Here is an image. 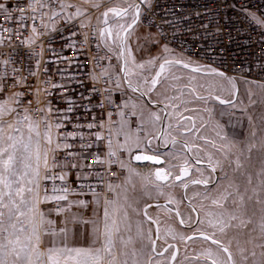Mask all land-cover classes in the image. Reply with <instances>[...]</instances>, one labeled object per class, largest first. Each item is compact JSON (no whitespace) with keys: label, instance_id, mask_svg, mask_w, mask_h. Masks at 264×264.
Wrapping results in <instances>:
<instances>
[{"label":"built area","instance_id":"obj_1","mask_svg":"<svg viewBox=\"0 0 264 264\" xmlns=\"http://www.w3.org/2000/svg\"><path fill=\"white\" fill-rule=\"evenodd\" d=\"M112 2H103L98 9L90 6L81 16L49 25L40 19L39 5H34L33 12L29 0H0L11 14L8 19L5 9H0V73L8 74L6 91L9 95L24 93L23 105L35 117L47 116L60 140L48 169L41 168L44 194L62 195L67 188V194L106 195L113 169L100 164L97 157L109 159L108 141L114 145L117 122L126 112L114 89L110 54L100 36L106 26L101 23L100 10ZM135 3L141 9L137 25L146 39L163 49L167 46L176 58L193 60L235 81L264 86V24L253 19L264 20V0ZM26 40L34 42L22 43ZM5 60L9 63L4 64ZM14 68L20 71L14 73ZM15 77L27 79L10 87ZM36 89H40L39 102ZM97 133L103 138L97 140ZM45 175L49 178L44 179Z\"/></svg>","mask_w":264,"mask_h":264},{"label":"rangeland","instance_id":"obj_2","mask_svg":"<svg viewBox=\"0 0 264 264\" xmlns=\"http://www.w3.org/2000/svg\"><path fill=\"white\" fill-rule=\"evenodd\" d=\"M71 1L72 2H68V5H75L83 12L89 11L88 9L91 6L90 4L83 3V0ZM106 1L110 0H97V2L100 4ZM57 2L60 3L61 0H57ZM129 2H132V0H129ZM121 4L122 0H113V2L108 4L107 7H115ZM47 5L48 4H46V7ZM52 5L53 4H50V6ZM70 10L75 13L76 7H70L69 11ZM105 10H103V8L100 10L101 23H103L102 13ZM118 23H123L125 26H127L131 23V19L126 18L121 20L110 15L109 27L112 28L113 35L111 38L105 35L102 37V41L106 50L110 54L109 68L111 72L114 73V77L116 78V88L117 82H119V87L115 89L114 86V89L118 92L117 97L121 101L123 107L126 109V112H123V115H121L117 122L116 140L112 146V150L116 152V156L109 158L117 162L111 164L113 174L108 181L106 188L107 192L104 197L108 200L117 201L118 211L115 215V219L117 220L120 231L116 233V236L117 234L121 235V230L123 227L128 228V234L125 235L127 236V239H114V252L121 260L129 259L131 264V259H133L131 253L133 250H135L137 253V256L134 257L135 259L138 260L139 258H142V256L139 255V250L137 249L139 240L141 239H131L127 246H125L122 241H127L129 237L133 238L135 234L137 235V222L140 223L141 228L147 223L145 220L144 221L146 223H142L144 218L139 214L140 208L147 203L158 201L163 197H172L178 199L179 213L185 220L184 224H186L189 222V216L194 219V212L186 205L183 199L176 195L171 196L168 191H177L179 193L180 188H182L183 184L189 179H206L208 181H212L213 173L207 167L194 164L187 155L183 145L180 143H176L175 146L171 145V147L167 149H160V147L156 145L154 137H156L159 124L153 126L150 123L149 114L151 112H156L162 115V112L161 110L151 107L140 95L127 87L122 80L119 56L120 39H118L116 36L118 31L116 25ZM103 25L105 24L103 23ZM120 36H122V32H120ZM127 47L131 49V56H129L127 50H124L125 59L128 61L127 67L131 70L130 74L126 77L127 80H131L134 85H140V89L154 101L159 102L154 96L159 94L158 97L164 99V102H159L162 105H180L179 108L182 109L180 115H176V118L172 119L171 121L166 120L164 125L166 126L169 122L174 125L173 128L169 129L173 136L179 137L180 132L182 129H184L183 126H175L177 119L192 115H198L201 117L205 114L202 127H204V129H209L210 136L205 140L201 139L200 144H197L198 141L194 139H186L188 144L192 146V150L190 152L193 157L205 160L207 163H209V155L213 157V160H223L221 152L217 151V149L221 148V145L224 143V141L220 140V138L217 136V132H227L229 138H235L238 141L246 142V138L253 130V125H250L247 120V116L249 115L253 117V123L255 130L257 131V141L261 135H264V133H262L260 130L261 124L259 120V117L264 115V86L250 81L234 80L236 88L233 92L231 84H229L228 80L226 79L230 78L228 76H219L214 73H209L206 68H202L204 70L201 72H192L193 67L200 66L199 63L185 58H176L170 52H165L159 43L146 39L143 34V29L137 24L129 30ZM133 58L135 63H133ZM164 58L181 60L185 63H189L190 67L185 69L181 66L175 65V67L170 72H166L164 74L167 79L162 77L161 83H159L151 92H148L151 78L155 74L156 68L164 60ZM153 59H155V65H148L147 61ZM141 63L145 64L144 69L136 67V65ZM173 76H177L180 79H173ZM145 77L149 81L147 84L144 83ZM181 92L183 95H181ZM249 93H251V100L256 101V103H250ZM173 96H178L179 99L168 102L167 100H172L171 98ZM196 96H204L207 98L208 102L205 103L204 101L197 100ZM215 96H220V98L224 100H233L237 107L233 108L231 105L220 104L219 101L213 99ZM181 101H187V103L182 104ZM185 108H187L188 111H185ZM242 109H246L247 111H242ZM46 111H48L47 106ZM167 111H172V108H168ZM28 114L31 116L33 124L38 125V127H36L33 132L29 133L27 122H25L23 127L24 139L27 141L28 136L31 134L33 149L36 147V142L39 141L41 155L43 156L45 151L48 152L49 165L50 159L55 149L60 144V140L56 136L55 128L53 125H51L47 119V116L41 115L40 117H35L29 111ZM23 115L24 113L21 112V119H23ZM5 120H11V117H5ZM45 121L51 125V130L49 133L52 137L51 145H49L45 139V133L47 131ZM186 123V121H182V125ZM37 131L40 134L39 136L36 135ZM126 136L128 137L127 143ZM200 137H204L203 134H200ZM149 140H151L153 147L150 146L151 144H147ZM137 142L141 145L140 148L135 146ZM213 142L215 147L213 146ZM202 144H205V147H201L200 145ZM121 145H124V147L122 148ZM195 146H198V148ZM129 149H131V151H129ZM138 150L154 154H162L160 155L164 158V163L162 166L166 169V171L172 172V175L169 177L167 182L161 183L156 181L152 173L153 168L155 167L154 165L148 163L142 165L135 164L131 161L130 156ZM168 153H174V155H167ZM248 155L250 157L249 159H242V163L244 165L242 171L252 176L251 185L247 184L246 177H240L238 173L233 171L235 168L234 164L229 166L228 162L224 161L223 170H221V168H217V179L212 185H191L189 186L186 195L187 199L196 207L199 218L203 220L206 225L209 219H214L220 216L222 213L225 214L224 218L227 220V213L232 211L235 207L233 202L238 201L239 199L238 195L235 193V188H228V180L223 179L225 173H227V176L230 180L240 185L241 194L245 195V204L243 208L237 213L238 219L231 221V226L225 229V233H218L219 238H221L225 244H228V242L231 241L228 246L233 254L234 259L237 261V264H253L254 260L258 261L260 259V253L264 251V249L256 246L257 244L264 242L260 239L259 228L261 218L264 217V203L256 204L254 200H247V196L252 194L251 188L258 184L256 173L259 172L262 167H264V156H262V154L257 149H253L252 153ZM230 159L234 160L235 155H232ZM118 161H123L125 165L135 169L139 175L133 174L130 176L128 168H121ZM186 161L187 167H189L192 171L190 178L180 182H175L174 176L178 174L179 169L185 165ZM41 166L44 170L45 168L43 165V159L41 160ZM218 178H220L219 182ZM109 184L113 185L114 191H109ZM157 184H159V189L157 188ZM117 185L119 187H117ZM169 185H171V187H169ZM245 188L249 189L246 194L244 193ZM229 192H232L233 195L228 196ZM25 195L27 196L29 194L25 193ZM47 195L51 197L53 195L61 194ZM224 196L228 197L226 201L221 199V197ZM214 199L219 200L223 207H221L220 204H213L212 201ZM260 199L264 201V192H262ZM50 202L54 208L60 206L56 203V201ZM158 210H160V214L155 215L154 209H148L147 214L154 216L157 220H159V225L162 224V226H164V228L161 227V225L159 226L160 233L163 238H165L164 230L169 226L172 227L177 233L183 234L186 237L194 234L199 236L198 233H194L193 231L195 227L192 229H185L174 222L171 213H169L166 209L158 208ZM125 212H127V219L124 217ZM133 216H135V218L139 221L135 222L132 220ZM249 220L251 221L250 223H248ZM242 221L244 222L243 224ZM133 222L134 224H132ZM149 229H151L150 226L148 230ZM205 230L209 233L212 231V229ZM145 241H147V239H144V242ZM178 243L182 248V253L180 256V261H178L177 264H191L192 260L188 258L193 256L192 243L197 244L199 252H203V250L209 246H211L213 249L216 247L215 245H211L210 241H204L201 238L194 239L193 241L178 240ZM240 249L245 250L244 255L248 257L246 262L241 260ZM253 251L256 252V257L251 255ZM125 252L128 253V256L123 255Z\"/></svg>","mask_w":264,"mask_h":264},{"label":"snow or ice","instance_id":"obj_3","mask_svg":"<svg viewBox=\"0 0 264 264\" xmlns=\"http://www.w3.org/2000/svg\"><path fill=\"white\" fill-rule=\"evenodd\" d=\"M144 2V0H142ZM83 3L90 4L92 8L98 9L100 7V3L97 0H83ZM34 5H39L40 8L45 7V3L43 0H29V8L34 12L36 8ZM65 5L61 4V8H64ZM67 7H76V12L73 14L74 16L83 15V11L75 6V5H67ZM0 9H5V5L0 4ZM5 13L8 19H11V14L7 13L5 9ZM141 9L140 4L135 3V0L129 2V0H122V4L107 8L103 13V23L105 25L108 24L109 16L111 15L114 18H119L121 20L125 18H130L131 23L125 26L123 23H118L116 27L118 31L116 36L121 41L122 53L123 50H127L129 56H131V49L127 47V39L129 35V29L135 25L140 19ZM56 15V13H54ZM72 17L70 16L69 19ZM34 19V17H33ZM253 19L257 21V23L264 24V20H259L255 16ZM81 27H86L85 24L81 23ZM32 32L36 33V28H32ZM120 32H123L125 35L123 37L120 36ZM107 35L109 38L112 37L113 31L111 27H104L100 29V36L104 37ZM87 39V36H85ZM34 41L26 40L22 41V43H32ZM165 52L169 51L167 46H165ZM4 64H8L9 61H3ZM133 63L135 60L133 58ZM128 61L125 60V67L123 71L125 72V76L127 77L130 74V69L127 67ZM147 64L150 66L155 65V59L147 61ZM182 64L183 68L187 69L190 67L189 63H185L181 60H169L164 58L163 62L159 64L158 70L151 78L150 87L148 88V92H151L159 83H161V78L167 79L164 74L166 72H170L175 65ZM136 67L140 69L145 68V64L141 63L136 65ZM151 70V69H149ZM202 67L197 66L192 68V72H201ZM20 71V69H13V72ZM209 73H214L219 76H223V73H217L215 69H207ZM7 73H0V264H130L129 259L121 260L116 253L114 252L115 241L113 239L114 235L120 231L119 225L117 224V220L115 219V215L118 211L117 201L115 200H104L103 207V216L97 217L96 220L92 221H84L85 224L90 225V231H88V236L91 239V243L87 247H75L69 246L68 244V236L69 229L66 227L68 223V218L65 217L64 223L65 227H60L58 232L55 229V221L50 218H47L43 211H40L37 205L41 202L40 200V167H41V159H43L44 168L48 169V152L45 151L43 156L41 155L39 148V141L36 142V147L33 149L32 146V136L31 134L28 136L27 141L24 139L23 127L25 122H27V128L29 133L33 132L38 125H34L31 116L28 114V108L23 106L22 98L24 93L22 92H13L10 95L6 91V88L9 87L7 85ZM30 75H35V73H30ZM26 77H15V83L10 87H16L23 83L26 80ZM173 79H180L177 76H173ZM194 79V78H193ZM231 84L233 92L235 91L236 85L232 78H226ZM144 83H149L148 79L144 78ZM128 86L132 89V91L140 90V85L133 84L131 80H128ZM117 87H119V82H117ZM194 91V90H193ZM39 92L40 89H36L35 96L37 97V102H39ZM146 94V93H144ZM181 95L183 93L181 92ZM172 100L179 99L178 96H173ZM197 100L208 102L207 98L204 96H196ZM213 99L219 101L220 104L231 105L233 108L237 107L236 103L233 100H224L221 99L220 96H215ZM250 103H256V101L251 100V93H249ZM181 103H187V101H181ZM28 104L31 105L32 101L29 100ZM172 108V111H166L168 108ZM180 105L177 104H165L164 108L161 109V112L164 115L158 114L156 112H151L149 114L150 123L155 126L156 124H161L162 127L160 129L159 135L154 137L156 140L162 141V145L167 147L169 144L175 146L177 143V139L169 129L173 128L174 125L169 122L166 126H163V122L165 120L171 121L176 118V114L178 112ZM43 111V109H40ZM185 111H188L185 108ZM242 111H247L246 109H242ZM21 112L24 113L23 119H21ZM111 114L109 113V116ZM123 115V113H121ZM5 117H11V120H5ZM248 123L253 125V130L250 135L246 138V142L238 141L235 138H229L227 132H217V136L224 143L221 145V148H218L217 151L221 152L223 156V160L216 159L213 160L211 155L208 156L209 167L212 172H216L217 168H221L223 170V162L227 161L229 166L235 165L233 169L234 172L238 173L240 177H246L247 184H252V176L250 174H246L242 169L244 165L242 163V159H249L250 153H252L253 149H257L262 156H264V135H261L259 140L257 141V131L255 130V126L253 123V117L247 116ZM261 124V132L264 133V115L259 117ZM182 121H186V124L182 125ZM46 125V133L45 139L49 145L52 143V137L49 134L51 130V125L45 121ZM59 126V125H58ZM94 125H89V127H93ZM176 127L183 126L185 132H192L195 130L197 133L199 129L196 128V121L192 116L182 117L181 119H177ZM103 127V124H101ZM7 130V131H6ZM36 135L39 136V132H36ZM103 137L100 133L96 134V139L100 140ZM201 139H205L204 137H200ZM128 137L126 136V143ZM149 144H151V140H149ZM137 148H140L141 145L137 142L135 145ZM213 146L215 144L213 142ZM90 147V145H89ZM123 148L124 145H121ZM183 147L187 149L189 152L192 150V146L188 144L187 141H184ZM198 148V146H195ZM109 151L107 156L114 157L116 156V152L112 150V142L109 139L108 141ZM131 151V149H129ZM160 155L162 154H154V155H135L133 159L136 161H151L155 164H161L162 161L160 159ZM167 155H174V153H168ZM235 155V159L232 160L230 157ZM53 161H55V157L53 156ZM97 161L100 164H109L115 163L117 161H113L111 159H101L97 157ZM121 168H128V171L131 175H139L135 169L131 168L128 165H125L123 161H118ZM196 163L199 164L200 160H196ZM172 175L171 171H166L163 168L156 169L154 176L156 181L166 182L169 180V177ZM189 175L187 161L185 165L181 167L180 174L176 175L174 179L176 181H182L184 177ZM256 177L258 180V184L255 187L251 188V195L247 196V200L253 201L256 204H262L264 201L260 199L262 192H264V167L260 169L259 172L256 173ZM47 175L44 176V179H48ZM61 179L64 177L61 176ZM218 178V182H219ZM223 179L228 180V188H235V193L238 195V201H234V209L227 213V220H225L224 215L220 214V216L209 219L205 225V222L201 220L199 217L196 219V226L194 228V233H198L199 237L204 241H210L211 245H215V249L211 246L206 247L201 255L204 256L206 260H211V264H237V261L234 259L232 252L230 251L229 244H225L224 241L219 238V234H224L225 229L231 226V221L238 219L237 213L243 208L245 204V195L241 194L240 185L234 183L230 180L225 173ZM193 184H207L209 181L206 179H197L191 181ZM187 184H183L184 188H187ZM117 187H119L117 185ZM171 187V185H169ZM157 188L159 189V184H157ZM109 191H114L113 185H108ZM55 191V190H54ZM63 195H53L49 197L47 193L43 198L44 202L48 201H66L67 200V191L65 188ZM249 191L248 188L244 189V193L246 194ZM28 193L29 195H25ZM96 196V193H93ZM233 193L229 192L228 196H232ZM223 200H227L228 197H221ZM213 204H220L219 200H213ZM81 207H87L85 201H77L75 202ZM99 204V200L96 201ZM169 203H172V200L169 199ZM223 207L222 204H220ZM150 207V206H149ZM157 207H160L159 205ZM71 204L68 207L57 206L55 208V212L57 215H62L70 211ZM171 211V209H169ZM192 211H196L193 207ZM144 213L147 216V207L144 209ZM179 216V212L176 213ZM211 215V214H209ZM125 219H127V212L124 213ZM73 222L76 221V217L74 216ZM151 220V217H149ZM189 220L192 219L191 216L188 217ZM153 223L157 225V239H159L160 227L159 220H153ZM251 221L249 220L248 223ZM185 220L183 218L180 219V224H184ZM244 222L242 221V224ZM203 226V227H202ZM260 228V239L264 241V217L261 218V222L259 225ZM205 229H212L209 233ZM165 242L167 243V238L171 237L172 240H180L187 241L194 239V236H185L183 234L177 233L172 227H167L165 230ZM51 234L53 237L60 236L61 240L59 245H57L56 241H52V246L48 247L46 250H42L40 245L42 243V236ZM137 236L147 239L148 243L144 245L141 249L139 255L146 256L145 260H137L134 257L137 256L135 250L132 251L131 256V264H152L151 253L156 252V240L152 238L151 229L148 230L147 234H145L140 226V223L137 222ZM131 241V237L128 238L127 241H122L125 246ZM257 247L264 249V242H261L256 245ZM169 249H173L171 252V260L175 261L177 258V251L175 245L168 244L167 248L163 251L167 252ZM244 249H240L241 252V260L247 261L248 257L244 255ZM159 255H163V252L158 253ZM124 256H128V253H123ZM253 257H256V252L253 251L251 253ZM226 256V258H225ZM159 264V262H157ZM253 264H264V251L260 253V259L258 261L254 260Z\"/></svg>","mask_w":264,"mask_h":264},{"label":"crops","instance_id":"obj_4","mask_svg":"<svg viewBox=\"0 0 264 264\" xmlns=\"http://www.w3.org/2000/svg\"><path fill=\"white\" fill-rule=\"evenodd\" d=\"M43 2L45 3V7L40 8L39 16L41 20H43L46 24L51 25L52 23H56L62 19H66V18H69L70 16L71 17L74 16L73 15L74 12L72 10L69 11L70 7H67L68 2H72L71 0H61L60 3L57 2V0H44ZM46 4H48L47 7H46ZM50 4H53V5L50 6ZM61 4H64L65 7L61 8ZM54 13H56V15H54ZM49 20L52 21V23ZM114 86H115V89L118 88V87L116 88V85ZM158 95H154L155 98H157L159 102H164V99L158 97ZM167 101L172 102L173 100L169 99ZM181 111L182 109L179 108L176 115L177 116L180 115ZM192 117L196 121V128L199 129V132L197 133L195 130H193L192 132H185L184 129H182V131L179 134V137H176V139H181V140L182 139L183 140L194 139L198 141L197 144H200V140H201V138H199L200 134H203L205 139H207V137L210 136L209 129H204V127H202V124L204 123L205 114L202 115L201 117L198 115H192ZM205 139H202V140H205ZM200 146L205 147V144H202ZM138 151H141V150H138ZM41 167H40V173H41ZM40 183H41V180H40ZM39 193H40L41 202L39 203L38 208L40 211H43L45 213L47 218H50L53 221H55L54 227L57 230V232L60 227H65L64 220H65V217L68 218V223L66 227L69 229V236H68L69 246L87 247L91 243V239L88 236V231H90V225L85 224L84 221L96 220L98 216L99 217L103 216L104 200L106 199L103 196V194L96 193L97 194L96 196H94L93 193L85 194L81 196L69 194L67 195L66 201H56V203L60 205L61 207H68L69 204H71L70 211L62 215H57L55 212V208L51 204V202L50 201L44 202L43 198L45 195L41 191V184H40ZM97 199L99 200V204L96 203ZM81 200L86 202L87 207H81L77 203H75ZM158 208H161V207H157L154 209L155 215L160 214V210H158ZM74 216L76 217L75 222H73V219H72ZM132 220H134L135 222L139 221L138 219L135 218V216L132 217ZM142 223L144 224L146 223L144 219L142 220ZM132 224H134V222ZM160 225L162 227V224ZM142 228L144 230V233L147 234L149 224L147 225L146 223ZM126 234H128V228L123 227L121 230V235L117 234L116 236L115 234L113 239H127V236H125ZM135 237L139 238V236L135 234V236H133V238L131 239H134ZM53 240H55L57 245H59L61 237L60 236L53 237L51 234L42 236V243L40 245L41 249L46 250L48 247H51Z\"/></svg>","mask_w":264,"mask_h":264},{"label":"flooded vegetation","instance_id":"obj_5","mask_svg":"<svg viewBox=\"0 0 264 264\" xmlns=\"http://www.w3.org/2000/svg\"><path fill=\"white\" fill-rule=\"evenodd\" d=\"M126 19V18H125ZM155 143L156 145L158 146V143H157V140L155 139ZM149 144V141L148 143ZM150 145V144H149ZM150 146L153 147V145L151 144ZM188 190V188H187ZM187 190H186V195H187ZM170 193L171 196H178L179 198L183 199L182 197V188H180L179 190V193L177 191H168ZM169 199L172 200V203H169ZM154 203H161L163 202V204H158L161 208H164L166 209L169 213H171L172 217H173V220L175 223L179 224L177 222V219H176V216H175V213L174 211H178L179 212V205H178V199H175V198H169V197H163L161 199H159L158 201H153ZM153 202H150V203H153ZM149 203L143 205L141 208H140V215L144 218V220L149 224V226L151 227V235H152V238L156 240V252L155 253H151V259H152V264H157V262H159V264H177L178 261H180V256H181V253H182V248L181 246L179 245L178 243V239L177 240H172L171 237H168L167 238V243L165 242V238L162 237L161 233H159V239H157V225H154L151 221H149L144 215V209L145 207L148 205ZM158 205H155V206H151L148 209H155L157 208ZM169 209H171V211H169ZM180 214V213H179ZM148 215V214H147ZM181 215V214H180ZM149 217H151L153 220H156V218L152 215H148ZM182 218V216H181ZM193 221L194 219H191L189 220L188 223L185 224V226L183 228L185 229H192L193 227L196 226V224L194 226H192L193 224ZM180 225V224H179ZM181 226V225H180ZM164 228V226H162ZM190 236H194V239H199L200 237L196 234L194 235H190ZM134 239H141L139 240V245L137 246V249L139 250V252L141 251V249L144 247V245H146L148 243V241H145L144 242V239L141 238V237H135ZM164 239V241H163ZM192 239V241L194 240ZM202 239V238H201ZM162 240V241H161ZM187 241H191V240H187ZM173 244L175 245L176 249H178L177 251V258L175 261H172L171 260V252L173 251V249H169L167 252H164L163 250L165 248H167L168 244ZM192 248H193V256L189 257L188 259L192 260L191 264H211V260H206L204 258L203 255H201L202 252H199L198 251V248H197V244L196 243H192ZM163 252V255H159L158 253H161ZM147 259V257L145 258V256H142V258H139L138 260H145Z\"/></svg>","mask_w":264,"mask_h":264},{"label":"water","instance_id":"obj_6","mask_svg":"<svg viewBox=\"0 0 264 264\" xmlns=\"http://www.w3.org/2000/svg\"><path fill=\"white\" fill-rule=\"evenodd\" d=\"M145 1V0H144ZM140 2H142V0H140ZM137 24V23H136ZM135 24V25H136ZM135 25H133L132 26V28L135 26ZM105 27H109V21H108V24L105 26ZM130 30V29H129ZM125 34L122 32V36L121 37H123ZM119 56H120V73H121V77H122V80H123V82H124V84L127 86V87H129L128 86V80H127V78H126V76H125V72L123 71V69H124V67H125V54H124V50H123V53H122V48H121V41H120V43H119ZM169 60H177V59H169ZM163 62V61H162ZM161 62V63H162ZM176 66H181V67H183L182 66V64H179V65H176ZM158 68H159V65H158V67L156 68V71L158 70ZM155 71V72H156ZM131 89V88H130ZM135 93H137L138 95H140L144 100H145V102L146 103H148L151 107H153V108H155V109H158V110H161V109H163L164 108V105H162L161 103H159V102H157V101H154V100H152L147 94H144V92L140 89V90H138V91H135ZM167 111V110H166ZM162 115H164V113H162ZM166 121V120H165ZM165 121L163 122V126L165 125ZM161 127H162V125L161 124H159V129H158V131H157V133H156V136L157 135H159V132H160V129H161ZM157 143H158V146L160 147V149H167V148H169L170 146H171V144H169L167 147H164V146H162L161 145V141L160 140H157ZM177 143H180V144H182L183 145V143H184V141L183 140H181V139H177ZM185 149V148H184ZM185 151H186V153H187V155L189 156V158L191 159V161L194 163V164H196V165H198V166H203V167H207L208 169H210L211 170V168L209 167V163H207L205 160H202V159H199V158H195V157H193L192 155H191V152H189L187 149H185ZM138 154H140V155H154V153H149V152H144V151H137V152H134L133 154H132V156H131V161L133 162V163H135V164H151V165H154L155 167L153 168V171H152V173H153V176H154V173H155V171H156V169H158V168H163V169H165L163 166H162V164L164 163V158L162 157V156H160V159H161V161H162V163L161 164H155V163H153V162H151V161H136L135 159H133V157L135 156V155H138ZM196 160H200V163L199 164H197L196 163ZM181 169V168H180ZM180 169H179V171H178V174H180ZM166 170V169H165ZM188 171H189V175L188 176H186V177H184L183 178V180H185V179H187V178H190V175H191V173H192V171H191V169L188 167ZM213 173V180L212 181H209L206 185L205 184H198V185H203V186H209V185H212L215 181H216V179H217V173L216 172H212ZM177 174V175H178ZM176 176V175H175ZM174 176V177H175ZM155 177V176H154ZM193 180H197V179H189L188 181H186V184L188 185L187 186V188H189V186H191V185H194L191 181H193ZM174 181L175 182H180V181H176L175 179H174ZM160 182V181H159ZM167 182V181H166ZM161 183H165V182H161ZM185 184V183H184ZM187 188H184L183 186H182V197H183V200H184V202L186 203V205L192 210L193 209V207L196 209V207L187 199V196H186V190H187ZM160 205V204H163L164 205V203L163 202H161V203H149L146 207L147 208H149V206L151 207V206H155V205ZM145 207V208H146ZM194 212V221H193V224H192V226H194L195 224H196V219H197V217H199V214H198V211H197V209H196V211H193ZM174 213H175V216H176V219H177V222L180 224V219H181V215L179 214V216L176 214L177 213V211H174ZM143 215L149 220V221H153V219L151 218V220L149 219V216L147 215H145V213H143ZM153 223V222H152ZM154 225H156L155 223H153ZM181 226H185V224H180Z\"/></svg>","mask_w":264,"mask_h":264}]
</instances>
